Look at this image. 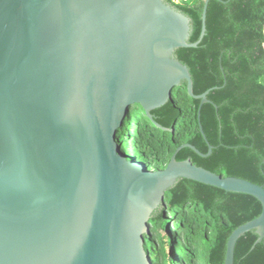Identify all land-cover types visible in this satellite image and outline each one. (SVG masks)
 Segmentation results:
<instances>
[{"label":"water","instance_id":"water-1","mask_svg":"<svg viewBox=\"0 0 264 264\" xmlns=\"http://www.w3.org/2000/svg\"><path fill=\"white\" fill-rule=\"evenodd\" d=\"M209 2L191 43V19L165 0H0V264H154L149 221L180 179L261 203L225 264L246 233L262 243L263 186L177 160L211 146L151 171L117 142L134 107L153 120L184 81L209 103L175 57L206 36Z\"/></svg>","mask_w":264,"mask_h":264},{"label":"trees","instance_id":"trees-1","mask_svg":"<svg viewBox=\"0 0 264 264\" xmlns=\"http://www.w3.org/2000/svg\"><path fill=\"white\" fill-rule=\"evenodd\" d=\"M165 1L191 19L190 42H197L206 0ZM206 27L197 48L178 49L175 57L190 70L195 95L211 90L209 103L192 98L184 81L153 120L134 107L117 136L120 151L160 171L185 145L203 155L211 146L208 157L184 148L177 160L264 187V0H210ZM261 213L250 195L180 179L152 213L145 249L154 264H225L233 232ZM258 238L255 231L241 237L235 264H264Z\"/></svg>","mask_w":264,"mask_h":264},{"label":"built area","instance_id":"built-area-1","mask_svg":"<svg viewBox=\"0 0 264 264\" xmlns=\"http://www.w3.org/2000/svg\"><path fill=\"white\" fill-rule=\"evenodd\" d=\"M176 4H182L187 2L188 0H173Z\"/></svg>","mask_w":264,"mask_h":264},{"label":"rangeland","instance_id":"rangeland-1","mask_svg":"<svg viewBox=\"0 0 264 264\" xmlns=\"http://www.w3.org/2000/svg\"><path fill=\"white\" fill-rule=\"evenodd\" d=\"M137 106H139V105H137Z\"/></svg>","mask_w":264,"mask_h":264}]
</instances>
